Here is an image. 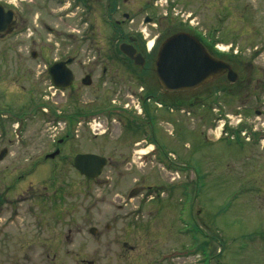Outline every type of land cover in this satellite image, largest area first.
Here are the masks:
<instances>
[{
    "label": "rangeland",
    "instance_id": "obj_1",
    "mask_svg": "<svg viewBox=\"0 0 264 264\" xmlns=\"http://www.w3.org/2000/svg\"><path fill=\"white\" fill-rule=\"evenodd\" d=\"M186 1L191 4L160 0V15L168 16L164 25L172 22L165 29L171 34L189 31L205 37L208 28L217 26L220 18H225L226 28L235 23L237 16L246 19L250 14L264 26V0H258V8H248L243 15L242 8L232 5L235 0L224 6L214 3L217 0ZM58 12L50 17L48 26L53 30H42L39 24L33 32L41 34L35 40L0 38V151L9 148L8 156L0 162V175L6 178L2 184L14 182L22 172L29 171L9 192L14 216L8 217L0 232V241H4L0 244V264H84L76 257L87 261L100 258L98 264H107L115 257L120 263L153 264L165 256L168 260L161 264H264V115L255 114V109L264 108V96L261 101L254 98L261 90L259 84L255 89L257 80L263 78L264 54L246 51L264 45V38L247 42L245 35L238 42L243 60L254 61V69L237 70L238 79H245L247 85L241 100H226L224 94L218 95V103L205 101L204 105L177 108L169 116L176 125L173 133L174 123H161L162 130H167L161 137L162 152L142 161L138 159L142 146L136 145L133 151L129 145L135 138L128 136L125 150L131 152V159L127 162L125 152L109 147L120 135L118 126L104 141L99 138L91 143L93 131L89 125H80L73 118L76 104L73 99L67 100V95L74 93L66 91L65 96L50 88L44 67L59 58V50L65 45L83 49L109 47L102 35L94 42L78 40L77 46L74 41L62 40L60 32L76 29L77 33L82 27ZM140 28L145 30L147 26ZM220 37L223 47H229L231 42ZM32 51L37 52L36 58H32ZM245 98L249 101L244 102ZM84 102L86 107L91 106L88 99ZM251 132H258V139L254 140ZM62 137L65 142L58 145L56 141ZM57 147L59 154L45 159ZM80 153L110 157L114 162L106 164L98 179L90 181L75 169L74 158ZM58 178L72 184L76 180V185L81 186V230L74 239L68 231L73 222L65 226L61 223L55 228L60 241L54 243L52 220L45 222L48 231L37 229L42 202L40 198L30 202L27 191L33 186L35 192H42L47 184L60 182ZM180 183L190 185L193 210H187L185 193L171 190V185ZM31 204L32 212L28 209ZM31 224L34 248L33 259L28 261L24 243ZM94 228L97 233L93 234ZM123 241H128L129 246H121ZM174 250L185 253L172 259Z\"/></svg>",
    "mask_w": 264,
    "mask_h": 264
},
{
    "label": "flooded vegetation",
    "instance_id": "obj_2",
    "mask_svg": "<svg viewBox=\"0 0 264 264\" xmlns=\"http://www.w3.org/2000/svg\"><path fill=\"white\" fill-rule=\"evenodd\" d=\"M0 3L6 10H12L15 15V20L12 29L0 38L11 37L15 40L26 38L27 40H35L41 33H35L37 27H42V30H53L50 26L51 15H57L56 12L60 11L61 17H67V20L76 23L75 25L81 26L82 30L76 33V29L66 32L65 30L59 33L62 40L74 41V45L81 39L85 41L94 42L98 39L99 35L105 36L109 42L108 48L102 49H83V48H67L63 47L59 50V58L54 59L52 62L45 65L46 78L50 80L51 87L56 91L59 90L66 96V91H72L74 94L67 95V100L73 99L76 104L74 119L80 125L86 123L89 125L93 134L90 138L91 143L99 138L104 141L107 135L111 134L115 126L119 127L120 135L116 143L109 144V147L114 151L125 152L124 159L130 162L131 152L126 151L128 147V136H132L135 140L132 142V150H135L136 145L142 146L138 149V159L145 161L147 159L156 158L157 154L162 152L163 143L161 137L167 134V130H162L161 123H174L169 119L170 112L177 108H191L196 104H205V101L218 103L220 96L226 94L227 98L234 100H241L242 91L245 93L247 88L245 86V79H238V69L252 70L253 62L250 60H243V52L239 48V41L243 36H247V42H250L258 37V40L264 38V26L256 20L257 16L250 14L246 19H241L237 16L235 23H229L226 28L225 23L220 18L218 25L212 29L208 28L205 32V37L197 34V38L204 45L208 53L217 61H222L231 66V69L237 73V80L232 82L229 78V71H219L208 79L203 81L197 87L183 90H167L159 81L157 75V60L159 51L162 48L165 40L172 34L165 29L168 22L164 25L163 21L168 19V16L160 15V0H3ZM176 5L180 3L191 4L186 0H171ZM209 2V0H205ZM203 0L202 2L205 3ZM234 0H217L214 3L219 6L232 4ZM232 2V3H231ZM232 5L241 9V15L245 14L247 9L253 10L258 8V0H235ZM55 7H58L55 9ZM264 13L263 11H261ZM225 16V15H223ZM60 17V18H61ZM222 17V16H221ZM53 18V17H51ZM242 20V23L239 21ZM40 24V25H39ZM107 26L103 28L102 26ZM141 25L147 26L142 30ZM148 25L151 27L148 28ZM164 29V30H163ZM100 30V31H99ZM149 30V32H146ZM163 30V32H161ZM104 31V32H101ZM100 32V34H99ZM170 33V35H169ZM221 34L222 38L231 42L230 46L223 47L224 42L219 41L218 37L214 34ZM43 34V33H42ZM220 37V38H221ZM38 39V38H37ZM40 39V38H39ZM240 39V40H237ZM235 42V44H233ZM222 44V45H221ZM122 45H126L129 50L135 53L136 58L130 57L123 49ZM235 45V48L233 46ZM246 51L254 53L260 52L259 56L264 54V45H256L253 48H246ZM32 58L38 56L37 52L32 51ZM65 62L66 66L71 70L73 76V83L67 89L57 88L52 80L50 74L51 66L56 63ZM140 62V63H136ZM260 70V69H258ZM262 79L257 80V87L261 85L259 96L254 97L261 101L264 96V74ZM248 82V81H247ZM259 84V85H258ZM226 89V90H225ZM228 89V90H227ZM246 89V90H245ZM218 90V91H217ZM74 95V96H72ZM220 95V96H218ZM85 99L90 101L91 106L86 107ZM249 101L245 98L244 102ZM82 103L83 105H81ZM85 103V104H84ZM262 104V102H259ZM83 106V107H82ZM90 107H92L90 109ZM189 112V111H188ZM255 114L259 117L264 115L263 109H255ZM176 125L172 133L175 131ZM128 133V134H125ZM125 135L127 137H125ZM18 136V135H16ZM120 136H122L120 138ZM67 137H69L67 135ZM124 144H120L119 143ZM11 141V139L9 140ZM58 145L65 142V137L56 141ZM126 142V143H125ZM150 145H152L150 147ZM148 146V147H147ZM115 147V148H114ZM147 147V148H146ZM145 148V149H144ZM59 147L56 148L57 151ZM9 148H3L0 151V162L8 156ZM53 151V152H55ZM52 152V153H53ZM51 153H47L46 156ZM107 164L114 162L112 158L105 157ZM28 169L22 172L18 180L5 184L4 178L0 175V221L5 219L0 224V232L2 228L6 227V222L9 218L14 216L13 213V200L10 198L12 187L17 181H22ZM79 172V171H78ZM80 173V172H79ZM23 177V178H22ZM86 179H89L86 177ZM98 179V178H96ZM95 178L89 179L96 180ZM54 180V179H52ZM60 182H51L44 186L42 192H35L34 187L30 186L29 198L30 202L34 199L40 198L42 214L39 217L37 229L48 231L49 227L45 224L47 219L53 222V229L55 235L52 242L59 243L60 238L56 226L61 223L64 226L67 222H73L72 227H69V232L76 238L80 234V214L82 207V193L81 186L76 185V180L73 184L66 182L64 178H58ZM16 182V183H15ZM78 185L79 182H78ZM187 183H180L179 185H171V190L187 195L188 208L193 210V194L191 195V188ZM51 191V192H50ZM51 193V194H50ZM51 197V199H50ZM182 199V198H181ZM181 199L179 200L180 202ZM192 199V200H191ZM158 203V202H157ZM178 203V200L177 202ZM183 203V202H182ZM15 206V202H14ZM176 206V204H175ZM180 206V205H179ZM183 205L180 209L182 212ZM28 209L33 210V204L28 205ZM159 209L156 210V212ZM30 212V211H29ZM28 212V213H29ZM29 213V222L33 221L32 213ZM45 214L46 218H45ZM181 215V214H180ZM182 221H188L186 218ZM43 223V224H41ZM189 224L186 223V227ZM111 227V225H108ZM190 228L193 226H189ZM189 228V229H190ZM187 229V231L189 230ZM38 231V230H37ZM93 230L91 229V232ZM191 231V229L189 230ZM97 233V229L95 228ZM48 240V238L46 239ZM65 235H62L64 243ZM4 241H0L2 244ZM25 248L28 250L26 258L28 261L33 259L31 256L32 249L34 248L32 224L27 230V240L24 243ZM120 244V243H119ZM128 247L129 242L123 241L121 246ZM133 247V246H132ZM187 252V251H186ZM175 254H171V258H176L175 255H182L183 251L174 250ZM49 255V254H48ZM77 260L84 262V264H98L100 258H92L87 261L85 258H77ZM117 260V258H114ZM53 260V259H52ZM110 258L107 264H121ZM168 260L167 256L157 258L153 264H161L162 261ZM80 263V262H79ZM144 262L143 264H147ZM126 264V263H122Z\"/></svg>",
    "mask_w": 264,
    "mask_h": 264
},
{
    "label": "water",
    "instance_id": "obj_3",
    "mask_svg": "<svg viewBox=\"0 0 264 264\" xmlns=\"http://www.w3.org/2000/svg\"><path fill=\"white\" fill-rule=\"evenodd\" d=\"M14 17V12L6 10L0 3V37L12 29ZM121 49L138 60L139 57H136L134 51L131 52L126 45H122ZM159 52L156 61L157 75L162 86L167 90L197 87L203 81L207 82L215 73L225 69L229 71L228 79L232 82L237 80V73L231 69V66L215 60L201 41L189 32L180 31L172 34L165 40ZM65 64L59 62L51 66V78L57 88L67 89L73 83L72 72ZM57 154L59 150L48 157H55ZM106 164L105 157L94 153H80L74 158L75 169L89 179L100 176ZM92 232L95 233V230Z\"/></svg>",
    "mask_w": 264,
    "mask_h": 264
},
{
    "label": "trees",
    "instance_id": "obj_4",
    "mask_svg": "<svg viewBox=\"0 0 264 264\" xmlns=\"http://www.w3.org/2000/svg\"><path fill=\"white\" fill-rule=\"evenodd\" d=\"M254 140L258 139V135L256 133L253 134ZM203 248V247H201Z\"/></svg>",
    "mask_w": 264,
    "mask_h": 264
}]
</instances>
